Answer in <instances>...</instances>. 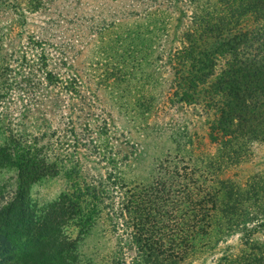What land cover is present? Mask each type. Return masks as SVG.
I'll return each mask as SVG.
<instances>
[{
  "label": "trees",
  "instance_id": "16d2710c",
  "mask_svg": "<svg viewBox=\"0 0 264 264\" xmlns=\"http://www.w3.org/2000/svg\"><path fill=\"white\" fill-rule=\"evenodd\" d=\"M146 2L154 4L143 9L154 18L151 28L125 32L124 37L134 47L145 40L153 47L150 55L157 54L153 64L159 75L170 65L173 96L180 102L190 105L201 99L215 110L208 134L216 144L215 156H196L186 132H175L177 149L157 162L151 176L128 183L122 161L100 141L107 125L77 126L69 107L75 79L55 74L50 53L28 43L18 56L26 72L17 84L40 87L26 91L24 99L37 97L48 114L56 109V129L39 117L37 127L45 130L28 132L31 110L26 105L17 113L0 110V169L17 173L15 192L6 198L0 194V264H76L78 242L101 222L122 231L123 257L131 258V264H190L234 235L239 247L226 245L212 264H264V242L258 238L264 231V172L241 181L226 177L249 162L251 144H264V0ZM29 5L32 11L40 7L38 0ZM171 8H179L176 18ZM139 14L131 10L124 17ZM182 17L187 25L177 37ZM0 63L8 64L1 56ZM154 96L151 106L152 101L157 105ZM81 159L103 164L105 173L90 175ZM62 174L75 179L73 192L36 210L28 199L30 187ZM69 226L78 228L76 238Z\"/></svg>",
  "mask_w": 264,
  "mask_h": 264
},
{
  "label": "rangeland",
  "instance_id": "374dc122",
  "mask_svg": "<svg viewBox=\"0 0 264 264\" xmlns=\"http://www.w3.org/2000/svg\"><path fill=\"white\" fill-rule=\"evenodd\" d=\"M29 1L0 0V56L8 62L7 65L0 63V110L17 113L26 105L31 110L28 132L40 134L45 130L37 127L39 117L51 129H56V109L54 114L50 111L48 114V109L39 107L37 97L33 101L28 97L24 99L26 91L34 92L40 87L17 84L24 80L26 72L20 66L18 56L30 43L29 47L41 46L50 53V69L55 74L58 71L75 79L69 107L75 110L73 117L78 118L77 126L82 127L86 122L94 127L107 125L100 141L107 150H112L117 161H122L123 176L128 183L141 182L151 176L157 162L177 149L173 138L182 132L194 142L196 156H200V152L208 157L215 156L216 144L208 137L215 110L206 107L201 99L190 105L180 102V97L173 96L176 86L170 65L159 75L153 64L157 54L150 55L153 47L146 40L134 47L132 39L124 37L125 32L143 33L146 28H151L149 24L154 18L145 15L143 9L154 7V4L146 6V0H38L39 9L32 11ZM18 5L20 12L16 11ZM177 9L172 11L171 8L174 18L180 13ZM131 10L138 11L139 16L124 17ZM186 25L187 17H182L177 37ZM173 46H179L178 39ZM155 83L163 90L161 94L154 88ZM55 93L51 95L56 105ZM153 96L156 106L153 101L151 106ZM250 151L249 162L229 170L226 177L241 181L251 174L264 172V144L253 143ZM81 160L82 168L90 175L105 173L103 164ZM74 185L75 179L63 174L48 177L30 187L28 199L36 210H41L61 195L72 193ZM16 187V170L0 169L1 196L6 198ZM77 229L69 226L72 238H76ZM124 237L122 231L98 223L78 242L76 264H131V258L124 260L123 257L126 251ZM258 238L264 242V231ZM226 245L239 247L238 237L228 238L190 264H212V259L220 255Z\"/></svg>",
  "mask_w": 264,
  "mask_h": 264
}]
</instances>
